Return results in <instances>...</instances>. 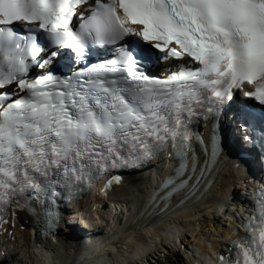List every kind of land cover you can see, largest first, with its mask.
Here are the masks:
<instances>
[{
    "label": "snow or ice",
    "instance_id": "snow-or-ice-1",
    "mask_svg": "<svg viewBox=\"0 0 264 264\" xmlns=\"http://www.w3.org/2000/svg\"><path fill=\"white\" fill-rule=\"evenodd\" d=\"M237 92L254 101L238 119L264 166V0H0V224L20 212L54 231L62 203L168 148L176 167L143 210L166 214L223 151ZM209 116L205 141L193 126ZM257 192L218 264H264V179Z\"/></svg>",
    "mask_w": 264,
    "mask_h": 264
},
{
    "label": "bare ground",
    "instance_id": "bare-ground-1",
    "mask_svg": "<svg viewBox=\"0 0 264 264\" xmlns=\"http://www.w3.org/2000/svg\"><path fill=\"white\" fill-rule=\"evenodd\" d=\"M239 139L242 142L240 137ZM222 157L225 155H220L215 163L217 175L201 194L202 200L168 210L160 218L151 220L147 216L126 224L127 220L135 216L137 208L140 210L145 205L152 180H146L140 175L130 182L122 183L119 193L133 212L127 203L117 202L116 218H112L108 224L101 217L100 220L86 218V210L80 211L79 220L92 228L99 227L102 231L99 234L94 231L89 236L67 227L68 234H73L72 245L61 235L59 239L63 238L60 242L62 252L55 255L52 253V248L55 251L52 239L46 236L47 240L42 244L31 238L28 217L16 214L13 218L9 215L0 232V256L3 259L11 257L13 261L21 263L20 251L30 257L27 250L30 248V264H151L146 261H152L153 258L158 259L153 263L160 264L161 254L173 252L178 247V252L182 250L180 253H184L182 264H195L194 256L197 251L192 249L193 246L205 250L208 246L222 244L221 235L225 232L219 233L222 230L220 226L225 227L235 216L241 214L243 208L239 206V200L241 190L247 187L245 176L240 177L234 168L237 165L230 159L224 162L219 160ZM255 164L259 165V162ZM214 172L211 170L206 178L209 179ZM255 194H252L253 197Z\"/></svg>",
    "mask_w": 264,
    "mask_h": 264
},
{
    "label": "rangeland",
    "instance_id": "rangeland-1",
    "mask_svg": "<svg viewBox=\"0 0 264 264\" xmlns=\"http://www.w3.org/2000/svg\"><path fill=\"white\" fill-rule=\"evenodd\" d=\"M197 247V246H196ZM30 249V248H29ZM29 249H27L28 250V252H29V254H31L30 255V257H27L26 255H27V253L25 254V253H23L22 251H20V253H21V255H20V258H21V263L22 264H30V261H31V257H32V253H31V249L29 250ZM178 247H176L175 248V251L174 252H166L165 254H161L160 255V258H161V262H160V264H173L174 262H175V264H182L181 262H182V259H184V253H180V251H182V250H180L179 252H178ZM169 254V255H168ZM163 255V256H162ZM181 255V256H180ZM164 256H166V258L164 257ZM170 259H169V258ZM23 258V259H22ZM154 260H152V261H158V259L157 258H153ZM27 261V262H26ZM152 261H150V260H148V261H146V263H148V262H151V264H157L156 262L155 263H153ZM170 262V263H169ZM21 263H18V264H21ZM149 264V263H148Z\"/></svg>",
    "mask_w": 264,
    "mask_h": 264
},
{
    "label": "water",
    "instance_id": "water-1",
    "mask_svg": "<svg viewBox=\"0 0 264 264\" xmlns=\"http://www.w3.org/2000/svg\"><path fill=\"white\" fill-rule=\"evenodd\" d=\"M199 174H200V173H199ZM199 174H198V175H199ZM195 176H196V175H195Z\"/></svg>",
    "mask_w": 264,
    "mask_h": 264
}]
</instances>
